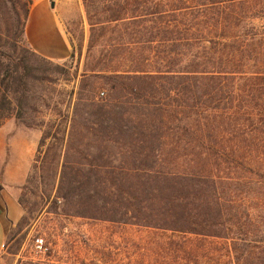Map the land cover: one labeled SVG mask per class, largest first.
<instances>
[{
	"label": "trees",
	"instance_id": "trees-1",
	"mask_svg": "<svg viewBox=\"0 0 264 264\" xmlns=\"http://www.w3.org/2000/svg\"><path fill=\"white\" fill-rule=\"evenodd\" d=\"M225 1L234 0H120L106 21L116 28L142 21L145 33L115 39L112 46H122L123 56L106 76L110 93L93 101V129L114 145L116 164L76 168L69 185L83 190L56 196L82 194L90 204L103 195L98 214L85 208L78 215L180 235L171 244L173 264H219L202 251L214 242L226 243L232 264H264L254 25ZM246 11L252 19L254 10ZM0 54L6 60L0 85L12 97L23 93L32 67L23 57ZM9 97L1 95L0 124L10 111ZM49 135L47 130L40 144ZM96 175L102 179H92Z\"/></svg>",
	"mask_w": 264,
	"mask_h": 264
},
{
	"label": "rangeland",
	"instance_id": "rangeland-1",
	"mask_svg": "<svg viewBox=\"0 0 264 264\" xmlns=\"http://www.w3.org/2000/svg\"><path fill=\"white\" fill-rule=\"evenodd\" d=\"M54 2L70 46L68 57L61 61L33 53L20 33L27 0H0V50L23 57L33 69L23 93L12 97L0 85V100L5 92L11 100L9 114L0 124V174L22 208L5 250L14 264H173L171 244L180 235L78 215L86 209L89 214H98L96 207L105 201L103 195L100 201L90 204L82 194L56 198L58 193L83 190L69 185L76 168L87 169V163H94L108 170L116 164L114 145L97 138L101 133L93 129L97 128L93 101L110 93L106 76L112 73L110 66L117 65L116 60L123 56L122 46H112L115 39L119 35L126 40L130 36L142 39L145 30L142 21H127L123 28L106 21L109 14L119 9L120 0ZM224 3L236 4L243 10L242 22L251 21L254 25V68L260 72L257 144L258 150H264V0ZM248 9L255 12L252 19ZM3 62L6 60L0 54V70ZM47 130L50 135L40 144ZM62 165H66L67 178L60 189ZM92 179L102 178L96 175ZM257 219L264 222V211ZM36 238L43 239L46 251L37 250ZM202 251L208 253L211 262L219 258V264H232V253L225 242L206 243Z\"/></svg>",
	"mask_w": 264,
	"mask_h": 264
},
{
	"label": "crops",
	"instance_id": "crops-1",
	"mask_svg": "<svg viewBox=\"0 0 264 264\" xmlns=\"http://www.w3.org/2000/svg\"><path fill=\"white\" fill-rule=\"evenodd\" d=\"M51 0H29L24 21L23 36L28 46L37 55L52 61L68 57L70 46L59 24L55 6ZM6 175V174H5ZM22 208L0 177V264H14L6 252V243L12 227L20 219Z\"/></svg>",
	"mask_w": 264,
	"mask_h": 264
},
{
	"label": "built area",
	"instance_id": "built-area-1",
	"mask_svg": "<svg viewBox=\"0 0 264 264\" xmlns=\"http://www.w3.org/2000/svg\"><path fill=\"white\" fill-rule=\"evenodd\" d=\"M36 247L39 252H44L47 249V247L44 245L42 238H36Z\"/></svg>",
	"mask_w": 264,
	"mask_h": 264
},
{
	"label": "water",
	"instance_id": "water-1",
	"mask_svg": "<svg viewBox=\"0 0 264 264\" xmlns=\"http://www.w3.org/2000/svg\"><path fill=\"white\" fill-rule=\"evenodd\" d=\"M50 6H51L52 8H54V6H55V2H54L53 0L50 1Z\"/></svg>",
	"mask_w": 264,
	"mask_h": 264
}]
</instances>
